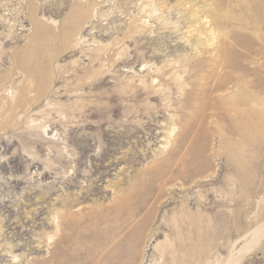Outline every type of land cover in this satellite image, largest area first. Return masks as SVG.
Returning <instances> with one entry per match:
<instances>
[{"label": "rangeland", "instance_id": "obj_1", "mask_svg": "<svg viewBox=\"0 0 264 264\" xmlns=\"http://www.w3.org/2000/svg\"><path fill=\"white\" fill-rule=\"evenodd\" d=\"M80 7L90 26L62 37ZM170 184L151 224L184 209L214 229L183 264H264V0H0V264H89L99 210Z\"/></svg>", "mask_w": 264, "mask_h": 264}, {"label": "bare ground", "instance_id": "obj_2", "mask_svg": "<svg viewBox=\"0 0 264 264\" xmlns=\"http://www.w3.org/2000/svg\"><path fill=\"white\" fill-rule=\"evenodd\" d=\"M33 5H31L30 8H28V19L34 24L35 32H34L33 41H35V44L37 46H40L39 45L40 43L46 42L47 40L50 39V35H49L50 31H48V29L46 28L47 26L46 24L50 22L49 21L47 22L48 19L44 20L38 18V15L36 14L35 11L36 6ZM85 12L86 11L80 7V9L76 11V13H74V15L70 18V24L68 25L67 30L65 28L66 31L64 32L62 37L70 38L72 35H75L77 37L79 35V32L84 27L90 26L86 24L88 23V21L85 20V16H86ZM207 18L208 17L206 15H202V17L196 22L200 24L199 26H203L204 28L207 24L210 23V21L207 20ZM201 20L203 21L200 22ZM1 22L6 24L9 23L13 25L14 19H12V23H10V20L6 21V18L2 17ZM194 30L196 31V36L199 37L202 36L203 33H201V29L199 27H195ZM194 30L191 32H194ZM204 34L203 35L205 36V38L206 39L209 38L210 42H213L214 40L216 42L218 31H216L214 28L208 27ZM81 38L82 36L80 35L77 38L76 42L78 43ZM83 40H84L83 42L89 41V39H83ZM200 40L201 39H197L196 44H194V47L195 46L197 47V43H199ZM68 42L71 44L70 41ZM91 42L89 41V43H91L90 45H92L94 42L96 43L95 45L96 47L92 45V47L94 46L96 49L97 47L98 49H100L101 44H103V43H99V40L95 38H93ZM202 44L205 45V43ZM102 47L104 46H101V48ZM30 49L33 48H29L28 52H30ZM85 55H87V53ZM95 57L98 58V56ZM93 60H100V58L99 59L93 58ZM144 64L147 65L146 63ZM176 77L177 75L175 76V78ZM31 91L32 90H29L27 91V93H25L24 95L25 99H27ZM170 128L171 127L169 126L168 129H166V133H164V135L162 136L164 140H166L172 135L173 129ZM151 179L153 180V178ZM152 180L150 181L153 182ZM118 181H112L109 179L107 180L106 182L107 184H105V187L110 188L112 190V193L115 194L116 191L115 189H112V187ZM143 182L146 185L147 183H149L148 180L146 179H141L139 181V183H143ZM149 184L151 185V183ZM142 185L143 184H141V186ZM174 186L175 184H170L166 186L165 188L166 193L158 195L156 198H154V200L151 203H150V198H147L145 196L138 197L137 193H134L132 195L129 194L128 196H126L127 194L124 195L122 194L121 196L119 195L118 197L114 196L115 203L108 208L109 212L103 213L100 212V210L97 212V216H98L97 255H96L97 257L94 256V247L91 245V242L88 240L85 246V252L87 254L86 263L164 264V261L166 262V260L170 259V264H183V262L189 261L191 257H193L197 253L201 241L204 240L206 245V254L210 257L214 245V239H213L214 229H213V224L210 221L211 219L206 220L207 218L205 217L206 218L205 220L207 222L205 224V227H203L202 229L201 228L202 226H200L201 220L199 221L201 217L198 219V215H195V213L189 212L184 209H180V211L177 214L169 216L167 219L163 218L157 224L155 223L151 224L153 223L152 219L153 216L155 215V211L159 208L158 205L161 206L165 202H167L169 198H173V197L166 198L164 196L167 193H169L170 195L174 194ZM183 186H184L183 181L179 182V187L182 188ZM148 188L149 187L147 186V189ZM134 203H136L135 206H133ZM152 204L154 206V209L152 210L153 212H151L148 209L149 205ZM65 205L66 203L62 201V204L59 206H55V205L51 206V209L49 210V215L51 217L50 222H52L54 229L52 231H44L42 233V236L40 237V239L43 238L42 242H44L45 240L52 239V237L59 230L61 223V221H59V215L63 212ZM1 229H2V225L0 224V231ZM181 250L184 252L185 257L184 255L180 254ZM8 252L12 254V259H13L15 257L13 252L12 251H8ZM159 259H161L162 261L161 263H158ZM14 264H19V263L16 262Z\"/></svg>", "mask_w": 264, "mask_h": 264}]
</instances>
